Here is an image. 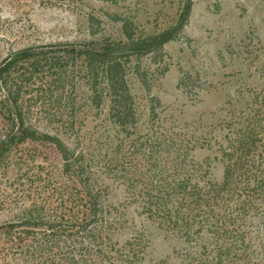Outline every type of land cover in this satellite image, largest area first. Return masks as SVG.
<instances>
[{"label": "rangeland", "instance_id": "1", "mask_svg": "<svg viewBox=\"0 0 264 264\" xmlns=\"http://www.w3.org/2000/svg\"><path fill=\"white\" fill-rule=\"evenodd\" d=\"M187 13L180 37L165 44L163 60L155 62L149 54L133 57L128 64L138 119L129 136L110 121L108 100L101 109L90 105V89L82 78L72 92L81 106L74 130L61 128L65 117L57 115L67 104L69 85L62 92L55 89L47 70L24 84L20 100L30 109V122L39 132L95 157L92 169L112 214L107 217L103 252H93L90 236L72 229L69 235L51 236V230L38 227L36 238L25 236L24 225L8 232L9 225L27 218L25 211L31 207L42 217L61 210L58 187L66 179L61 153L50 140L27 139L0 164V264H187V252L201 253L207 235L188 244L164 222L143 212L121 172L104 169L105 159L116 153L125 158L133 151L132 139L155 129L158 122L189 128L205 140L204 147L192 154L199 161L218 157L211 165L216 183L225 180L228 165L237 180L254 154H262L264 161V0H0L2 63L12 52L28 47L41 56L65 58L67 52L84 46L98 47L106 38L126 40L121 22L113 19L116 14L131 17L138 34L146 36L169 28ZM91 16L98 18L96 34L91 33ZM75 61L68 58L69 70ZM138 66L147 84L139 77ZM186 71L192 77L184 89L179 81ZM151 99L158 116L154 122ZM12 103L0 90V110ZM245 133L255 137L252 151L247 145L233 152L234 140ZM131 160L144 164L137 152ZM259 203L264 207L262 199ZM249 220L253 244L264 258V219L259 214ZM136 238L140 244L131 250L129 241ZM48 241L54 242L49 246Z\"/></svg>", "mask_w": 264, "mask_h": 264}, {"label": "trees", "instance_id": "2", "mask_svg": "<svg viewBox=\"0 0 264 264\" xmlns=\"http://www.w3.org/2000/svg\"><path fill=\"white\" fill-rule=\"evenodd\" d=\"M107 1L118 3L121 0ZM90 19L93 22L91 33L96 34L94 22L98 18L91 16ZM113 19L121 22L126 40L106 38L98 47L84 46L78 51L73 50L72 56L67 52L68 57L65 58L47 57V54L41 56L28 47L12 52L6 61L0 62V90L5 99L13 101L12 107L6 105L0 110V164L27 139L50 140L61 153L66 178L58 187L60 211L42 217L39 209L31 207L25 211L27 218L9 225L8 232L24 225L27 229L25 236L36 238L38 227L51 230V236L69 235L72 229L82 237L90 236L93 252L104 251L103 238L107 237L104 232H109L106 223L107 217L112 214V207L106 204V191L99 185L97 172L92 169L95 157H87L84 148L77 150L70 147L57 136L40 133L30 122L27 114L30 109L24 105V100H20V95L33 74L47 70L55 89L62 92L68 85L71 88L65 108L57 111V115L65 117L61 128L74 130L81 106L76 105L72 92L76 89V80L82 78L90 89V105L101 109L108 100L110 121L129 136L138 119L135 99L127 80L128 64L133 57L149 54L155 62L163 60L165 44L180 37L187 24L188 13L169 28L146 36L138 34L137 25L131 17L116 14ZM69 57L76 60L72 70L68 69ZM136 70L147 84L141 67ZM191 77L192 73L183 72L179 86L187 88ZM41 93L42 89L37 90L36 98ZM152 100L154 122L158 116ZM254 116L250 121H254ZM204 144L205 140L189 128L175 129L161 126L158 122L155 129L132 139L129 146L133 151L125 158L116 153L105 159L104 169L121 172L128 181L133 200L141 201L143 212L164 222L167 229L183 237L188 244H195L208 236V241L202 244L201 253H186L187 264H264V258L253 244V225L249 220L259 214L264 219V207L259 203L261 199L264 201L262 154H254L256 159L251 158V165L240 173L237 180L233 179L234 169L228 165L225 180L216 183L211 179V165L218 157L199 161L192 154ZM253 144L255 137L250 139L245 133L234 140L232 147L236 151L233 152L247 145L252 151ZM136 152L142 155L144 164L132 163L131 155ZM227 154L233 156L230 152ZM139 241L137 238L129 241L131 250L140 244ZM53 242L47 243L51 246ZM70 258L75 260L74 256Z\"/></svg>", "mask_w": 264, "mask_h": 264}]
</instances>
